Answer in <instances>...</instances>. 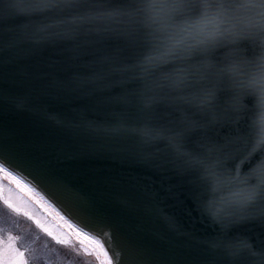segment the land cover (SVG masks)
<instances>
[{
	"label": "water",
	"instance_id": "obj_1",
	"mask_svg": "<svg viewBox=\"0 0 264 264\" xmlns=\"http://www.w3.org/2000/svg\"><path fill=\"white\" fill-rule=\"evenodd\" d=\"M16 0H0V24L5 36L10 29L32 34L41 25L56 24L65 13H48L33 21L7 15L8 5ZM81 6L79 12H87ZM27 24L26 28L23 25ZM93 32L81 36L89 42L87 59H75L66 48L24 44L9 48L7 39L0 52V165L40 194L75 227L102 243L112 264H231V257L214 242L243 240L253 251L264 252V198H257L247 210L254 219L233 223L237 217L225 214L221 223L193 210L185 196L178 204L167 189L184 191L199 183L188 167L186 157L179 156L166 140L143 144L140 137L111 140L103 135H83L76 129L81 121L104 127L123 121L129 126L163 132L172 136L182 131V120L194 121L195 128L185 142L193 155L204 152L211 141L223 144L226 137L244 139L229 146L231 159L227 168L236 174L241 165V179L255 185L264 176V145L253 150L258 138L250 135L251 120L228 122L218 109L205 108L204 113L180 99L193 90L165 87L155 89L158 103L145 108L139 98L128 105L112 101L114 95L131 87L119 86L132 72L110 74L112 69L134 63L138 52L129 48L119 35L133 27L127 17L89 25ZM58 26L52 31H61ZM108 29L109 31H105ZM256 51L259 53L260 49ZM222 55V54H221ZM179 67L186 64L177 62ZM106 77L96 84L69 87L78 79ZM167 83V82H165ZM245 98V103L247 104ZM227 100V97H225ZM247 107L252 109L253 105ZM215 113L218 122H212ZM246 141V142H245ZM150 155L164 164L161 177L140 162L138 153ZM7 161V163H5ZM243 162V163H241ZM184 173V174H181ZM152 176L155 183L137 177ZM53 178L59 183H53ZM65 185L67 187H65ZM249 190L233 181L217 193L234 200L232 193ZM173 218L175 226L169 222ZM90 221L103 232L85 225ZM118 253V254H114ZM260 256H245L241 264H258Z\"/></svg>",
	"mask_w": 264,
	"mask_h": 264
},
{
	"label": "snow or ice",
	"instance_id": "obj_2",
	"mask_svg": "<svg viewBox=\"0 0 264 264\" xmlns=\"http://www.w3.org/2000/svg\"><path fill=\"white\" fill-rule=\"evenodd\" d=\"M85 5L89 10L79 12L78 9ZM48 13L66 15L56 24L41 25L32 34L22 29H10L6 37L0 24V52L4 50L7 39L9 48L34 43L66 48L72 58L87 59L89 42L81 41L80 37L93 32L88 26L127 17L133 27L119 35L138 55L134 63L110 71V74L120 73L122 76L133 73L119 82V86L128 84L131 87L114 95L112 101L128 105L130 98H139L145 108H151L158 103L155 96L149 95L155 89H190L193 90L191 95L180 99L189 104L198 99L200 103L194 106L201 113L205 108L221 110L228 115L230 123L238 124L240 120L250 119V135L258 138L253 150L264 145V0H16L7 8L9 17L29 22ZM2 17L0 13V20ZM61 25V31H52ZM26 27L24 24L23 28ZM177 62L187 67H179ZM93 77L78 79L68 86L94 85L106 78L98 73ZM245 98H248L247 104ZM248 104L253 105L252 109L247 107ZM211 119L213 123L218 122L215 113ZM180 123L184 125L183 130L172 136L148 126H129L123 121L104 127L81 121L75 127L83 135H103L116 141L136 136L143 144L166 140L179 156L187 158L188 167L184 173L194 171L199 177V183L187 191L182 187L175 191L171 186L167 189L178 204H184L180 198L185 196L191 201L193 210L221 224L225 214L237 217L233 223L254 219L247 210L257 198H264V176L256 177L257 183L252 185L250 178L241 179V165H237L235 175L227 168V161L232 158L229 146L244 138L239 135L226 137L223 144L213 140L206 146L202 145L204 152L193 155L186 150L185 142L195 131L194 121L182 120ZM138 157L143 166L158 174L162 181L168 179L163 176L164 164L143 152L138 153ZM136 179L138 182L143 179L146 186L147 181L155 183L152 176ZM233 181L248 185L249 190L232 193L237 197L234 200L217 195L224 185ZM53 183L59 182L53 178ZM169 222L175 226L173 218H169ZM85 225L103 232L90 221H85ZM4 246L5 241L0 237V264H5ZM214 246L226 251L231 264H241L245 256H260L258 264H264V252L253 251L243 240L234 243L221 239L214 242ZM17 255L22 258L24 253L17 250Z\"/></svg>",
	"mask_w": 264,
	"mask_h": 264
},
{
	"label": "rangeland",
	"instance_id": "obj_3",
	"mask_svg": "<svg viewBox=\"0 0 264 264\" xmlns=\"http://www.w3.org/2000/svg\"><path fill=\"white\" fill-rule=\"evenodd\" d=\"M0 237L5 241V264H109L99 241L71 225L4 168L0 170ZM17 250L24 253L22 258Z\"/></svg>",
	"mask_w": 264,
	"mask_h": 264
}]
</instances>
